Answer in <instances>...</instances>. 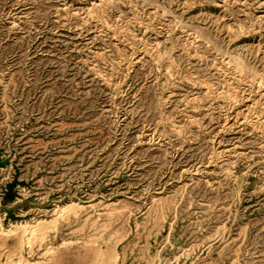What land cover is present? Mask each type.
<instances>
[{
    "label": "rangeland",
    "instance_id": "obj_1",
    "mask_svg": "<svg viewBox=\"0 0 264 264\" xmlns=\"http://www.w3.org/2000/svg\"><path fill=\"white\" fill-rule=\"evenodd\" d=\"M0 264H264V0H0Z\"/></svg>",
    "mask_w": 264,
    "mask_h": 264
}]
</instances>
